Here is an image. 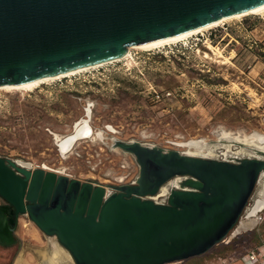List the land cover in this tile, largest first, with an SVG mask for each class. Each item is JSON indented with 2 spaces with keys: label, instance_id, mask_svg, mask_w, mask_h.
I'll return each mask as SVG.
<instances>
[{
  "label": "water",
  "instance_id": "obj_1",
  "mask_svg": "<svg viewBox=\"0 0 264 264\" xmlns=\"http://www.w3.org/2000/svg\"><path fill=\"white\" fill-rule=\"evenodd\" d=\"M262 5L264 0H0V87L116 62L132 47ZM72 132L65 152L55 143L61 156L91 138ZM118 147L133 155L139 177L110 195L103 186L44 169H17L23 180L0 157V196L16 215L55 238L74 264H180L226 242L264 174V158L229 163L136 142ZM174 178L194 183L171 193L165 204L151 200Z\"/></svg>",
  "mask_w": 264,
  "mask_h": 264
},
{
  "label": "rangeland",
  "instance_id": "obj_2",
  "mask_svg": "<svg viewBox=\"0 0 264 264\" xmlns=\"http://www.w3.org/2000/svg\"><path fill=\"white\" fill-rule=\"evenodd\" d=\"M87 110L90 126L102 135L78 141L61 156L56 141L68 136ZM253 135H264V13L159 49L131 48L119 61L30 90H0L1 157L108 188L130 186L139 177L135 158L116 142L220 158L225 145L249 154L251 146L228 141ZM188 142L205 147L181 146ZM261 189L258 183L241 219ZM259 216L264 218V211ZM257 225L264 221L252 227ZM15 235L12 249L0 247V264H49L51 258L74 264L27 217H20ZM229 237L227 245L180 264H218L249 245L247 234L228 242Z\"/></svg>",
  "mask_w": 264,
  "mask_h": 264
},
{
  "label": "bare ground",
  "instance_id": "obj_3",
  "mask_svg": "<svg viewBox=\"0 0 264 264\" xmlns=\"http://www.w3.org/2000/svg\"><path fill=\"white\" fill-rule=\"evenodd\" d=\"M262 13H264V5L256 8V9H253L250 12H247V13H244V14H241V15H234V16H230V17H227V18H223V19H221V20H219L217 22H214V23L209 24L207 26H204V27H201V28H198V29H195V30H192V31L183 33V34H180L178 36H174V37H170V38H166V39H162V40L150 42V43H147V44L141 45V46L132 47V49L133 48H137L138 50H143V51H149V50H153V49H159V48L164 47V46H168V45H171V44H174V43H178V42L184 41L185 39H187V38H189L191 36H194L196 34H199L201 32L207 31L209 29L218 27L219 25H221L223 23H226V22H229V21H232V20H237V19L239 20L240 18H243V17H246V16H250V15L258 16V15H260ZM130 50H131V48L128 50L127 54L123 58H125V57H127L129 55V51ZM111 63H113V62H110V64ZM101 66H103V65H98V66H94V67H91V68L77 70V71L70 72V73H67L65 75H60V76H57V77H54V78H47V79L36 80V81H32V82L25 83V84H22V85L3 86V87H0V90H5V91L30 90V89H33V88L38 87L39 85L45 84L47 82L54 81V80H58L60 78L70 77V76L76 75L77 73H80V72H83V71H87L89 69H95V68L101 67ZM88 113L89 112H87V114ZM73 130L77 133V135H91V138H92L93 128L90 126L89 122H87V117L86 116L83 119H81L78 122V124H76V126L74 127ZM73 134H74V132H72L70 135L65 136V137L59 139L58 141H56L57 143H61L60 144L61 145L60 147H61V151L62 152H65L66 150H68L71 147V145H72V135ZM253 138H254L253 136H250V137H245L243 139L238 138V137H235L234 139L237 140V141L239 140L241 143H247L249 145L250 142H252ZM260 142H264V141H259V145H260ZM120 144H123V143L116 142L115 143V146L118 147ZM181 146L182 147H186L188 149H193V148H199V143H197V142L196 143L195 142H189L188 144L187 143L181 144ZM258 150L260 151V153L264 154V148H258ZM188 153H183V154L188 155V156H193V157L207 158V156H205L203 154H188ZM245 155H247L249 158L258 156L257 153H253V152L252 153H249V154H245ZM244 160H241V161H239L237 163L243 162ZM15 165L18 166V168H20L21 171H23V172H24V170H30L31 169V167L28 164H26L24 162H21L19 160L15 162ZM28 173L29 172H27V174ZM171 181L174 183L175 189H173L168 194V196H167L166 199H168L171 196V193H174V192H176L178 190H187L188 187L189 186H192L193 183H194L189 178H174V179L170 180L169 182H171ZM164 186L160 189V191L158 192L157 195L161 194L160 196H165L166 190H165ZM105 190H106L107 194L110 195V194L114 193L115 191H117V188H113V187L108 188V187H105ZM157 195L153 196L151 198V200L154 197H156ZM262 211H264V202L257 201L255 203V205L251 209H249V211H247V213H246L245 220L248 221V222L247 223L240 222V224L236 227V229H234L232 231V233L230 234V237L229 238L233 237L234 235L240 233L243 230H247V229L251 228L252 226H254L256 224V222H257L258 215ZM54 250L57 251V252H59V249L58 248H56ZM56 254L57 253H55L54 257H56ZM48 262H49V264H56V260L54 258L49 259Z\"/></svg>",
  "mask_w": 264,
  "mask_h": 264
},
{
  "label": "flooded vegetation",
  "instance_id": "obj_4",
  "mask_svg": "<svg viewBox=\"0 0 264 264\" xmlns=\"http://www.w3.org/2000/svg\"><path fill=\"white\" fill-rule=\"evenodd\" d=\"M83 119V118H82ZM81 120V119H80ZM79 120V121H80ZM77 121L73 128H72V131L74 129V127L76 126V124H78ZM72 133V132H71ZM70 133V134H71ZM69 134V135H70ZM100 135H102V133L100 132H97V131H93V135H92V138L93 136H96L97 138L100 137ZM253 140L252 141H256L255 143H257L256 147L254 146H251V148H253L252 150H249L250 152L249 153H257L258 156L256 157H252V158H249L247 155H245V152L243 153V151H236V152H232L230 151V148H229V145H225L226 146V152H224L223 154H221L222 157H218L214 154H212V152L210 153H204L205 156H207V159H214V160H221V161H225V162H229V163H237L241 160H244V159H253V158H264V154L260 153V151L258 150V148H261V145H259V141H264V135H253ZM61 138V137H60ZM232 138V137H231ZM228 142H238L237 140H235L234 138H232L230 141ZM122 143V142H121ZM200 145V144H199ZM201 148L204 149L205 145L204 144H201V146H199ZM247 147H250V146H247ZM258 147V148H257ZM264 148V147H262ZM225 149V148H224ZM232 152V153H231ZM243 155L244 158L242 159H237V158H232V156L234 155ZM261 154V155H260ZM214 156V157H213ZM1 157V156H0ZM3 158V157H2ZM5 159V158H4ZM5 160H8V159H5ZM17 160H9V162L11 164H14V167H9V169H11L12 171H14L18 176L21 177V179H25L26 175L24 174H21V173H18L17 172V169H20L18 168V166L15 165V162ZM21 170V169H20ZM24 170V169H23ZM37 169H30V170H24L25 172H29V174H32L33 171H35ZM264 178V174L261 175V178L260 180ZM71 180V179H69ZM260 186H261V190L257 193V199L253 202L251 208L255 205V203L257 201H261V202H264V182H260ZM165 190H166V194L165 196H160L161 194L157 195L156 197H154L152 200L155 201L156 203H160V204H165L166 203V200L167 199H163L164 197H167L168 194L173 190L175 189V186H174V183L171 181L169 182L168 184H166L164 186ZM162 198V199H161ZM161 199V200H160ZM159 200V202H158ZM24 206H28L30 205V203H28L25 199H24ZM250 208V209H251ZM249 211V209H248ZM247 213V212H246ZM23 216V217H26L25 215H21V214H18L16 215V209L15 207L10 203L8 202L6 199H4L3 197L0 196V247L2 248H9V249H12V247H14L16 245V235H15V231L17 229V225H18V220L20 219V217ZM258 220V219H257ZM241 222H245L247 223L248 221L245 220V217L242 218L240 220ZM55 240L54 243L57 244V241L55 238H53ZM226 244L227 243V240L226 242H223L222 244ZM60 247V246H59ZM64 251V250H63ZM55 252V250H54ZM56 253L58 254V252L56 251ZM184 263V262H183Z\"/></svg>",
  "mask_w": 264,
  "mask_h": 264
},
{
  "label": "crops",
  "instance_id": "obj_5",
  "mask_svg": "<svg viewBox=\"0 0 264 264\" xmlns=\"http://www.w3.org/2000/svg\"><path fill=\"white\" fill-rule=\"evenodd\" d=\"M259 220L264 221V218L259 216L257 221ZM244 234L249 236V245L244 251L233 252V254L223 257L219 259L218 264H264V225H257L249 232L243 231L237 236L239 237ZM251 253L256 255V259L253 262L248 261V256Z\"/></svg>",
  "mask_w": 264,
  "mask_h": 264
},
{
  "label": "built area",
  "instance_id": "obj_6",
  "mask_svg": "<svg viewBox=\"0 0 264 264\" xmlns=\"http://www.w3.org/2000/svg\"><path fill=\"white\" fill-rule=\"evenodd\" d=\"M256 259V255L254 253H251L249 256H248V261L249 262H253L255 261Z\"/></svg>",
  "mask_w": 264,
  "mask_h": 264
},
{
  "label": "trees",
  "instance_id": "obj_7",
  "mask_svg": "<svg viewBox=\"0 0 264 264\" xmlns=\"http://www.w3.org/2000/svg\"><path fill=\"white\" fill-rule=\"evenodd\" d=\"M186 48H180L179 51H186Z\"/></svg>",
  "mask_w": 264,
  "mask_h": 264
}]
</instances>
